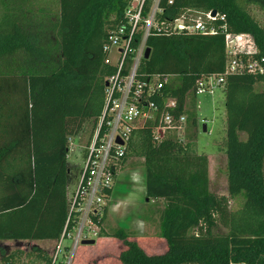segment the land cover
<instances>
[{"label":"trees","instance_id":"trees-1","mask_svg":"<svg viewBox=\"0 0 264 264\" xmlns=\"http://www.w3.org/2000/svg\"><path fill=\"white\" fill-rule=\"evenodd\" d=\"M128 0H0V241H56L68 219V141L106 104V79L117 68L106 64L108 29ZM166 6V1H163ZM264 10V0H174L165 18L185 9L215 11L224 19L217 35L151 34L150 56L139 79L168 77L161 109L169 98L175 117L187 116L183 137L166 134L156 142L149 127L134 130L124 163L141 159L146 198L163 200L160 237L168 248L148 254L122 227L105 228L108 206L98 222L99 237L121 240L122 264H264V72L226 75L228 196L210 190L209 161L197 153L199 126L196 83L224 75L225 35H250L254 58L264 66V28L247 7ZM131 65L127 61L126 67ZM259 85L261 88L258 89ZM241 133L246 135L241 139ZM133 165V164H132ZM72 180V178H71ZM111 193V190L108 191ZM238 203L230 209L229 202ZM225 233H214L216 225ZM3 249V248H2ZM43 264L48 252L35 247ZM17 249L2 252L4 264H18Z\"/></svg>","mask_w":264,"mask_h":264},{"label":"built area","instance_id":"built-area-1","mask_svg":"<svg viewBox=\"0 0 264 264\" xmlns=\"http://www.w3.org/2000/svg\"><path fill=\"white\" fill-rule=\"evenodd\" d=\"M163 1L128 0L121 18L116 21L113 17L107 31L105 63L114 65L117 71L106 79V104L95 127L92 126L91 130L85 128L69 138L68 162L82 134L88 133V141L82 144L85 161L74 190L68 192V219L63 234L56 240L52 264L71 263L70 247L64 243L66 239L74 241L75 252L83 240L98 238L100 226L97 221L103 215L106 199L110 196L108 191L114 187L117 170L134 130L149 127L152 123L156 142L169 133L179 137L185 133L187 116L175 117L169 112V109L176 108L177 101L167 99L163 109L155 101L156 97L162 96L168 77L156 75L142 80L137 76L140 62L145 59L148 37L170 33L217 35L224 26L216 24L224 17L218 13L213 15V11L185 9L172 19L165 18L166 6L172 5L174 0H165L166 6ZM225 49L224 75L201 77L196 83L197 96L213 93L224 84L228 74L264 72V66L254 58L256 48L250 35L226 33ZM129 60L131 65L127 68Z\"/></svg>","mask_w":264,"mask_h":264},{"label":"rangeland","instance_id":"rangeland-1","mask_svg":"<svg viewBox=\"0 0 264 264\" xmlns=\"http://www.w3.org/2000/svg\"><path fill=\"white\" fill-rule=\"evenodd\" d=\"M250 14L254 19L264 28V10L260 9L256 5H249L247 7ZM253 46L255 47V41L253 40ZM256 48V47H255ZM261 88L259 85L258 89ZM199 109L197 115L199 117V126L196 130V147L197 153L205 154L209 161V180L210 190L217 196H228V183H227V157H226V108H225V94L223 87L217 88L213 93H204L199 96L198 100ZM206 125V131L203 130V126ZM93 126L92 121L86 124V128L91 130ZM88 131V130H87ZM241 139H245L246 135L241 133ZM88 141V133L82 134V139L79 143H76V151L72 155V159L69 158V184L68 192L74 190L75 182L78 181L80 168L85 161V151L83 145ZM83 144V145H82ZM141 159H131L124 168L119 172L120 178H125L126 181H120L116 191L120 192L115 194L113 199L108 202L110 223L116 227H122L124 229H130L133 231L135 237H141L143 246L147 252H150L157 246V240L160 236V213L163 208L162 203H150L146 204L145 200V170L144 167L140 168ZM133 164V165H132ZM133 166V167H130ZM79 169H78V168ZM79 170V171H78ZM72 178V180H71ZM131 182L129 187H133L134 191H128L124 182ZM133 184V185H132ZM132 190V189H131ZM130 192V193H129ZM129 193V194H127ZM127 194V195H125ZM120 196L125 203H123V214L125 218L120 219L118 223L117 219L110 215V211L120 203L118 196ZM125 198H124V196ZM108 199V198H107ZM106 199V205H107ZM238 205L236 201L231 200L229 202L230 209H235ZM111 207V209H110ZM141 216L139 219L138 216ZM137 218L139 220H137ZM130 219V221H129ZM132 219L134 220L132 222ZM119 224V226H117ZM131 226V228H130ZM214 233H225L226 229L222 225H216L213 228ZM97 239V238H96ZM98 241V239H97ZM65 245L69 248V257H72L70 264H75V259L81 255L85 248L90 247L93 252L92 261L96 258L93 256L96 249L99 250V241L93 246H84L80 244L76 253L73 252L74 241L66 239ZM56 241L46 240H34L24 241L16 243L12 240L0 241V264H4L2 261V252L11 254L17 249H22L25 253L22 256H16L15 262L18 264H43L38 258V251H34L35 247H40L45 250L51 256L55 248ZM3 248V249H2ZM158 248V246H157ZM156 248V250H158ZM75 253V254H74ZM113 261V259H110ZM116 262V261H115Z\"/></svg>","mask_w":264,"mask_h":264},{"label":"crops","instance_id":"crops-1","mask_svg":"<svg viewBox=\"0 0 264 264\" xmlns=\"http://www.w3.org/2000/svg\"><path fill=\"white\" fill-rule=\"evenodd\" d=\"M198 106H199V104H198ZM129 161H127L126 163H124V161H122V163L120 164V166H119V168L117 170L114 187L111 190L110 196L107 199L106 207L108 206V202H110L113 199V196L115 194H119L120 193V192L116 191V188H117V186H118L120 181L123 182V181H126V179L125 178H120L121 176L119 175L120 174L119 172L124 168V166L126 167V165H127V163ZM130 167H133V166H130ZM141 167H143V166L140 165V168ZM124 184L127 187H129V185H131V182H129V181L128 182H124ZM128 191H132L133 192L134 188L130 186ZM129 193H127V194H129ZM127 194H125V195H127ZM117 196H118V198H120L119 199V201H120L119 203L120 204L118 206H116L115 208L112 207V209L110 207V209H111L110 215L113 218L117 219V221L119 220L118 223H120V219L121 218H125L124 214H123V209H122L123 208V203H125V202L123 201L124 199H122L120 197L122 195H117ZM145 197H146V187H145ZM124 198H125V196H124ZM156 202L162 203L164 205L163 200H157ZM156 202H154V201L149 202L148 198H146V200H145L146 204L156 203ZM108 214H109V206H108V213H107V216H106V220L104 222L105 228H109V227L118 228V227H116V226H114V225H112L110 223V221L108 219V216H109ZM138 217H139V219H141L140 215ZM139 219L137 218V220H139ZM129 221H130V219H129ZM133 221L134 220L132 219V222ZM117 226H119V224ZM130 228H131V226H130ZM126 230L131 233V239L136 240L138 242V244L148 254H162V253L166 252V250L168 248L167 241L164 238L158 236L159 238L157 240H159V241H157V243H156L158 248L156 246L150 252H147L146 248L143 246V243L141 241L142 240L141 237H138V236L135 237L136 234H134L133 231H131L130 229H126ZM97 239L99 241V244H100L99 247L100 248H99V250L96 249L97 252L96 253L94 252V254H93V256L96 258V260L92 261V257H91L92 255H90L89 253H91L93 251H92V249L90 247H88V246H93L94 244L93 245H84V246H87L88 248H85L84 251L81 253V255H79V257H77L75 259V262H76L75 264H122L120 262V260H119V255H120L121 251L125 249V245L123 244V242L121 240H119L117 238H113V237H99L98 236ZM97 239H95V244H97V242H98ZM156 248L158 250H156ZM75 253H76V251H75ZM110 259H113V261H110Z\"/></svg>","mask_w":264,"mask_h":264},{"label":"water","instance_id":"water-1","mask_svg":"<svg viewBox=\"0 0 264 264\" xmlns=\"http://www.w3.org/2000/svg\"><path fill=\"white\" fill-rule=\"evenodd\" d=\"M216 12L213 11V15H215ZM151 53V48L147 47L146 52H145V59H147L150 56ZM203 130L206 131V125L203 126ZM121 142V141H120ZM122 143V142H121ZM83 245H93L95 244V239H85L82 241Z\"/></svg>","mask_w":264,"mask_h":264}]
</instances>
